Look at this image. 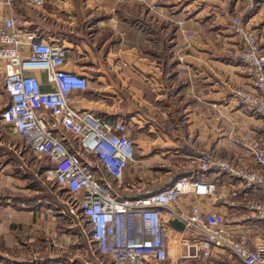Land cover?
I'll return each mask as SVG.
<instances>
[{"label":"built area","instance_id":"built-area-1","mask_svg":"<svg viewBox=\"0 0 264 264\" xmlns=\"http://www.w3.org/2000/svg\"><path fill=\"white\" fill-rule=\"evenodd\" d=\"M21 1L42 8L50 0ZM13 3L0 0V68L10 101L0 120L12 125L36 156L50 162L45 175L70 195V210L87 241L83 253L99 264H160L180 246L182 258L208 257L216 249L230 255V264H264V141L258 130L249 127L236 136L245 151L242 158L206 151L199 156L197 173L179 176L165 187L122 195L117 187L125 185V174L137 158L136 141L129 134L132 122L74 107L70 96L87 89L89 77L67 69L64 43L26 26ZM177 23L186 38L194 37L183 20ZM228 27L240 45L233 59L247 68L251 84L235 97L264 120V51L258 32L242 17H231ZM38 70L47 72L54 90L43 89L33 72ZM212 173L226 177L227 183ZM183 195L205 197L208 204L221 203L226 209L197 202L182 209L178 201ZM171 218L184 223L177 234L170 230Z\"/></svg>","mask_w":264,"mask_h":264},{"label":"crops","instance_id":"crops-1","mask_svg":"<svg viewBox=\"0 0 264 264\" xmlns=\"http://www.w3.org/2000/svg\"><path fill=\"white\" fill-rule=\"evenodd\" d=\"M141 1L143 0H50L38 9L37 18L43 20V26H30L49 39L62 41L67 53L66 68L89 77L87 89L75 91L70 96L71 104L81 110H95L107 118L123 117L131 121L129 134L136 141V152L142 156V161L145 158L163 157H177L184 161L188 157L197 158L195 163L177 164L176 168L170 169L172 176L162 185H151L144 190V187L137 189L135 185L117 187L126 196L165 187L179 176L197 173V153L200 151L194 142L202 143L205 148H214L221 156L242 158L245 151L233 147L229 141L231 126L239 130L242 126L255 122V128L264 141V120L243 114L241 105L234 102L235 98L228 91V81L251 87L250 79L240 69V65L230 63L221 54L220 48L212 45L215 43L196 39L191 48L182 51L184 60L179 58L181 33L177 21L184 12L173 6L174 1L159 0L160 11L154 13L148 7L144 9ZM258 5L255 26L262 32L264 50V2ZM31 21L34 23L33 17ZM187 22L190 29L196 32L199 24ZM217 24L222 28L223 23ZM221 38L229 41L228 37ZM33 72L40 78L44 90L55 89L54 84L48 81L46 71ZM0 74L4 89L1 68ZM188 95L192 97L181 108L180 102ZM196 97L203 100L202 106L206 109L204 112L214 110L221 115L214 119V123L205 116L199 123L195 119L187 121L188 140V137L173 134L168 128L180 127V111L184 114L189 112L190 116H196V113L201 116L202 111L196 106ZM227 113L237 118L232 125H228ZM1 124H4L7 134L15 133L9 123ZM197 124L201 128L200 132L197 137L191 136L192 128H196ZM144 125L155 128V135L149 137L141 134L144 139L139 143V132H135V129H141ZM11 145L14 146V143L11 142ZM89 159L97 162L93 155ZM133 166L135 164L129 168L128 174H131ZM102 172L107 176L104 167ZM211 176L218 182L227 183V178L222 175L212 173ZM110 179L116 182L114 177ZM134 190L138 192L135 193ZM195 202L215 210L226 209L221 203L212 206L208 204L207 198L192 195H183L178 206L187 209ZM5 205L11 207L10 204ZM5 205L0 202V263L99 264L91 255L83 253L87 241L73 214L68 215L70 227L74 228L70 234L64 233L58 240L40 236L37 238L35 232H50L53 224L59 222L58 218L51 216V213L41 212L35 205L17 211H6ZM169 222L173 234L184 228V223L176 218H171ZM52 244L58 247L53 248ZM72 244L79 247L78 252L73 254L68 250ZM199 259H202L200 261L203 264L230 262L226 252L216 249L210 256H201ZM166 262L182 264L184 261L180 256L176 261L171 262L169 259L160 264H167Z\"/></svg>","mask_w":264,"mask_h":264},{"label":"rangeland","instance_id":"rangeland-1","mask_svg":"<svg viewBox=\"0 0 264 264\" xmlns=\"http://www.w3.org/2000/svg\"><path fill=\"white\" fill-rule=\"evenodd\" d=\"M169 1H174L173 6H176V8L178 7L177 9L184 12L180 20L184 21V27L194 35L193 38L188 39L184 36L182 30L179 29L181 33V51L179 58H184L185 55L182 51L191 48L195 39L199 41H209L215 43L212 45H217V47L220 48L221 54H223V56L226 57L227 60L230 61V63H234V65H240V69L243 71V73L248 75L247 68L238 60L234 61L233 59V57H235L236 55V52L240 49V45L236 42V37L229 30V20L231 17L235 16L242 17L248 28L257 30L259 42L262 47V32L255 26V17L259 9L258 4L260 3V5H262L264 0ZM141 2L143 3L144 9L145 7H148L154 13H158V11H160L159 0H143ZM169 3L171 4V2ZM13 4L15 10L22 16L23 23L26 26L30 27L32 25H39L40 28L43 26V20L37 18V14H39V8L30 7L21 0H14ZM152 6H155V8L152 9ZM169 16H165V18H169ZM32 17L34 19V23L31 21ZM187 21H189V23H192L194 21L199 24L198 26H196L198 27V29H195L196 32L190 29ZM217 23H223L222 28H219ZM221 36L228 37L227 39L229 41L226 42L223 38H221ZM1 79L2 77L0 74V111L4 107V105L9 102V96L2 88ZM227 87L229 93H231L235 98L234 102L236 101L237 104L240 105L235 97V93L238 90L247 89L248 87H246V84L241 85L237 82L228 81ZM190 97L192 96L188 95L183 98V101L180 102L181 108L183 106V103L190 99ZM196 100V106H199V109L202 111L200 114L201 116L198 115L199 113H196V116L194 114H191L190 116L189 112H186V114H184L182 111H180L179 119L182 121V124L179 128L176 129H172L171 127L168 128L170 132L179 136L184 135L185 138H187L189 136V132H186L187 121H192V119H195L196 122L199 123L205 116L207 119L211 120L212 123H214V119L220 118L219 115L221 114L215 112L214 110H210L208 113L204 112L206 109H203V100L200 101L197 97ZM242 109L243 114H246L250 117H255L256 119L260 118L259 116L253 115V113L248 111L246 108ZM226 115L228 120L227 122L229 123L228 125H232L231 123L237 120V118L231 115V113H227ZM242 127L243 128H240L239 130L232 126L230 128L228 138L233 147L241 148V146L236 142V136L240 134L244 129L249 127H256V125L255 122H252ZM192 129L193 131L190 133V135H195L197 137L199 134L198 132H200L201 128H199L197 124L196 128ZM155 130V128H151L148 125H144V127L141 129H135V132H139L137 133V139L139 140V143H141L144 139L142 136L143 134L149 137H154L153 135H155ZM187 139L189 140V137ZM11 142L14 143V146L11 145ZM193 144L200 151L199 153H197L198 156H201L202 153L206 151H211L212 153H216L218 156H221L214 148H205L200 142H194ZM141 157L142 156L137 153V158L134 162L135 166L132 167L131 174H128L127 171V174L124 177V183L127 186L129 185V187L130 185H135V188L137 189L140 187H144L143 190L151 187V185H162L166 183L169 178H171V171L174 167L176 168L177 164H192L195 163V160L197 159L188 157L184 161L180 160L181 158L177 157L173 159L163 157L156 159L145 158L142 161ZM50 165L51 164L49 161H47L45 158L36 156L32 152V150H30V148L25 145L24 140L20 134H18L17 132L10 135L7 134L5 132L4 124H1L0 121V202L4 205H11V207L9 208L5 205L6 211L7 209L17 211L19 209H24L27 207L30 208L35 205L41 212L51 213V216H56L59 222L53 224V229H51L50 232L47 233L42 230L39 232H35V235H37V238L40 236L43 238L47 237L49 239L54 238V240H58L61 236L63 237L64 233L70 234L74 229L70 227L71 225L68 217L69 214H72L69 203L71 201V198L64 189H61L59 187L55 180H51L46 177L45 170L46 168L50 167ZM170 169L172 170L170 171ZM134 192L137 193L138 191L134 190ZM225 211L228 212V210ZM82 235L85 238V235L83 233ZM52 246L53 248L58 247L56 244H52ZM78 249L79 247L75 244L70 245L68 248V250L71 251L72 254L78 252ZM180 249V246L171 249V262L179 259ZM227 255L230 261L228 262V264H230L232 258L228 253ZM182 260L184 261L182 264H203V262L200 261L202 259H199V257H184L182 258ZM166 263L168 264L170 262Z\"/></svg>","mask_w":264,"mask_h":264}]
</instances>
